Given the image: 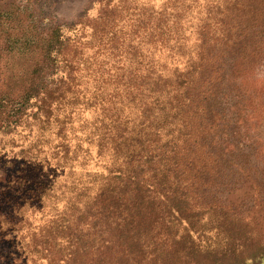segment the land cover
I'll return each mask as SVG.
<instances>
[{
	"label": "trees",
	"instance_id": "trees-1",
	"mask_svg": "<svg viewBox=\"0 0 264 264\" xmlns=\"http://www.w3.org/2000/svg\"><path fill=\"white\" fill-rule=\"evenodd\" d=\"M220 1L221 9L213 0H203V17L198 14L201 5L192 6L198 0H164L148 26L135 18L136 11L124 22L121 11L119 33L110 26V35L85 23L44 32L34 17L27 31L7 45L43 53L13 114L23 115L32 101L38 103L41 124L62 140L56 146L62 162L57 166L62 169L65 164L80 166L77 155L86 142L104 163L106 174L79 178L73 189L76 197L90 199L95 219L99 212L104 215L102 232L107 239L99 247H106L91 246V258L106 250L115 257H105L102 264L264 262V222L246 219L264 208L259 204L264 185L256 184L250 171L254 141L244 136L235 151L222 147V139H234L238 133L229 134L228 124H222L225 119L213 112L214 86L202 93L195 80L201 66L205 68L207 53L246 36L237 18L251 7L264 8V0ZM233 14V22L223 20ZM35 26L38 32L32 30ZM254 29L251 32L264 36V24ZM113 41L122 48L114 50ZM117 58L119 63L114 62ZM85 112L97 116L91 122L80 121ZM77 135L84 140L67 147ZM89 150L83 157H89ZM31 182L27 181L29 192L38 194L41 186L45 188ZM243 183L253 190L246 204L217 198L236 192Z\"/></svg>",
	"mask_w": 264,
	"mask_h": 264
},
{
	"label": "rangeland",
	"instance_id": "rangeland-1",
	"mask_svg": "<svg viewBox=\"0 0 264 264\" xmlns=\"http://www.w3.org/2000/svg\"><path fill=\"white\" fill-rule=\"evenodd\" d=\"M163 1L0 0V34H3L0 35V264H73L77 261L102 264L100 261L105 257H115L114 252L105 249L106 252L97 251L91 258V246L97 250L106 247H99L107 239L102 232L104 215L99 212L96 221L92 209L95 213L96 210L90 199L76 197L73 190L78 186L75 182L79 178L85 180L90 175L106 174L104 163L96 158L95 150L86 142V145L81 144L82 150L77 155L80 166L65 164L62 169L57 166L62 162H58L56 156V146L62 140L54 135V129L41 124L38 103L32 101L23 115L13 114L19 109L17 103L28 85L33 67L43 60V53L25 52L16 44L10 49L7 45L12 46L11 43L19 39V33L27 31L28 20L34 17L39 30L44 32L56 26L85 23L104 29L106 34L113 26L119 33L121 11H124V22L136 11L135 18L148 26L154 23L152 12L160 10ZM202 3L203 0H198L192 6L201 5L198 14L204 17ZM213 4L220 9L223 5L220 0H213ZM191 10H194L191 18L196 21L199 19L196 8ZM253 11L251 7L249 12L237 18V22L246 28V36L234 45L207 53L209 57L205 56L203 61L205 68L201 66L195 80L202 86V93L214 86L213 112L218 118L225 119L222 124H228L229 134L238 133L234 139H222V147L235 151L237 144L243 143L244 136L254 141V144L250 143L252 150L246 148L253 156L249 160L250 171L255 183L264 185V36L251 32L254 26L255 31L262 28L264 8ZM234 16L223 20L233 22ZM32 30L38 32L37 26ZM112 43L114 50L122 48L120 42ZM118 60L114 62L119 63ZM96 116L97 112H85L79 115V120L91 122ZM83 140V135H77L66 144L70 147ZM87 148L90 149L89 157H83ZM59 155L62 157V153ZM32 180L42 183L45 188L41 186L38 194L29 192L27 181ZM252 196L253 190L248 183H243L236 192L217 198L225 203L243 205ZM259 202L264 204V192ZM257 217L264 222V208L249 213L246 219L252 221ZM93 226L95 229L92 230ZM93 239L95 242L90 243ZM112 242L115 245L116 240L112 239ZM111 249L117 250L114 246Z\"/></svg>",
	"mask_w": 264,
	"mask_h": 264
}]
</instances>
